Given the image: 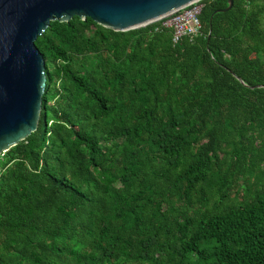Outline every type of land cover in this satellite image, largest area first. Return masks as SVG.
I'll list each match as a JSON object with an SVG mask.
<instances>
[{
  "label": "trees",
  "instance_id": "obj_1",
  "mask_svg": "<svg viewBox=\"0 0 264 264\" xmlns=\"http://www.w3.org/2000/svg\"><path fill=\"white\" fill-rule=\"evenodd\" d=\"M199 33L49 21L36 129L0 159V264H264V0Z\"/></svg>",
  "mask_w": 264,
  "mask_h": 264
},
{
  "label": "water",
  "instance_id": "obj_2",
  "mask_svg": "<svg viewBox=\"0 0 264 264\" xmlns=\"http://www.w3.org/2000/svg\"><path fill=\"white\" fill-rule=\"evenodd\" d=\"M199 0H0V153L33 132L45 86L44 61L34 44L49 21L88 17L129 30ZM226 6L218 9L226 11Z\"/></svg>",
  "mask_w": 264,
  "mask_h": 264
},
{
  "label": "built area",
  "instance_id": "obj_3",
  "mask_svg": "<svg viewBox=\"0 0 264 264\" xmlns=\"http://www.w3.org/2000/svg\"><path fill=\"white\" fill-rule=\"evenodd\" d=\"M200 1V0H199ZM195 1L157 20L161 26L171 29V41L176 42L181 37L192 38L199 33L200 22L198 18L201 4ZM4 152L0 153L1 155ZM2 173L0 164V176Z\"/></svg>",
  "mask_w": 264,
  "mask_h": 264
}]
</instances>
